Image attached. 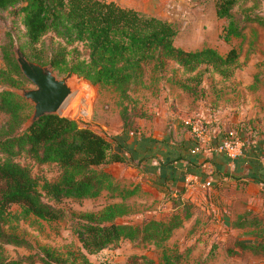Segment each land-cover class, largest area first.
I'll list each match as a JSON object with an SVG mask.
<instances>
[{
	"label": "trees",
	"instance_id": "obj_1",
	"mask_svg": "<svg viewBox=\"0 0 264 264\" xmlns=\"http://www.w3.org/2000/svg\"><path fill=\"white\" fill-rule=\"evenodd\" d=\"M239 1L213 0L215 15L230 20L223 28L225 39L230 35H241L249 22L264 23V14L256 11L258 14L251 15L250 9L244 10L242 23L235 22L234 6ZM251 1L256 4L260 0ZM8 9L19 16L23 25L25 38L18 45L26 57L60 67L67 62L69 50L77 51L75 44L80 42L86 58L72 60L67 70L77 72L92 84L114 86L122 98H128L143 83V71L150 64L163 66L167 60L173 62L185 79L172 74V81L190 93H194V88L203 81L202 66L226 81L231 79L238 64L237 47L231 45L222 53L211 46L197 49L177 46L174 42L177 30L169 20L143 14L134 7L122 6L113 0H0V10ZM46 33L56 38L55 42L47 45L48 53L43 52ZM6 34L9 41L0 48L4 62V66H0V84L5 85L0 88V111L9 115L0 125V264H22L24 260L6 255L4 246L26 243L15 232L4 229L6 224L18 220L19 214L61 219L66 214L60 205L65 198L96 197L103 190L109 191V195L120 196L121 200L106 204L98 212L74 214L76 218L72 220L71 230L78 241L76 246L66 245L64 249L40 246L29 258L30 262L35 259L40 264H95L90 255L128 240L160 247L162 264H181L188 257L191 246L168 251L164 243L190 215L191 204L183 202L182 209H179L185 188L175 187L166 191L167 200L176 206L167 215L140 221H115V217L126 210L127 197L138 195L140 189L138 184L128 185L105 168L116 161L132 163L133 152L124 136V133L132 131L128 128L129 122L122 115V135L109 137L71 117L45 114L26 129L19 130L24 122L26 101L11 87L19 86L25 76L10 50L13 35L11 31ZM16 39L19 38L16 36ZM36 44L42 45L38 48ZM68 46L72 48L68 49ZM220 126L209 139L213 141L214 151L228 135V130ZM254 131L252 126L247 129L241 127L236 134L245 141L242 153L249 148L256 151L255 156L264 166V144L251 141ZM143 141V146H146L147 142L154 140L144 138ZM192 141L191 148L200 142L193 136ZM122 148L131 153L128 158L123 155ZM216 152L229 158L225 152ZM23 157L28 161L22 162L20 158ZM33 165L55 167L57 175L51 178L42 171L34 172ZM215 177L216 172L212 169L205 180L211 178L213 186ZM14 204L20 213L12 208ZM248 221L258 224L256 216L249 217ZM256 233L260 235L257 240L238 238L234 245L264 252V229H258ZM198 259L200 264H218L209 263V253ZM98 264L157 263L146 254L132 252L123 262L104 260Z\"/></svg>",
	"mask_w": 264,
	"mask_h": 264
},
{
	"label": "rangeland",
	"instance_id": "obj_2",
	"mask_svg": "<svg viewBox=\"0 0 264 264\" xmlns=\"http://www.w3.org/2000/svg\"><path fill=\"white\" fill-rule=\"evenodd\" d=\"M146 2V0H140L139 2L143 13H148L147 9L150 8L157 15L169 20L174 25L177 30L174 42L177 46L186 49L211 46L222 53L231 45L237 47L239 52L237 68L228 82L221 81L219 76L205 70L204 66L201 67L200 70L203 73L202 83L194 88V93L188 92L192 96V99H190L191 103H197L196 101L200 100L199 102L202 105L207 106L205 109L202 107V111L199 114L202 112L201 115L206 116L209 120L213 119L212 116L214 114L216 118H219L216 110L221 107L223 109L227 97L228 99L231 98L233 103L237 102L233 110L241 111L245 122L252 125L253 122L258 120L259 116L256 115L257 112L254 113L251 109V103L246 98L244 92L250 84L248 77L251 78V76L257 77L254 83H252L254 84V88L264 90V26H262L264 23L260 25L257 22H249L241 35H230L228 39H225L222 35L223 28L228 25L230 20L228 18H218L215 15L212 0H151L152 7L150 3H148L149 5H145ZM156 3H158L157 6L155 5ZM156 7L157 10L154 9ZM245 9H250L251 15L258 14L257 12L264 14V0H260L256 4H253L251 0H240L234 6V21L238 24L244 21ZM7 31H11L13 35L10 50L14 55V40L20 44L25 36L23 35L24 28L19 16L13 14L11 9L0 10V48L9 41V37L6 34ZM16 36L19 39H16ZM52 38L50 33H46L43 36V52L48 53L49 48L47 45L51 41L55 42L56 40V38ZM36 45L40 48L42 44ZM75 45L77 51L69 50L66 55L67 62L65 64L60 67L52 66L57 77H61L67 73V68L72 60L86 58V51L81 43L78 42ZM67 48L70 49L72 46H68ZM0 66H4L1 54ZM172 74L181 80L185 79V75L181 74L171 61L167 60L163 66L150 64L143 71V83L136 90L132 91L128 98H122L112 85L92 84L89 80L78 74L79 80L76 83L75 92L62 108L60 115L76 119L80 124H89L100 133L109 137L120 133L122 129L121 119L123 117L129 122V130L145 129L146 127L142 126L141 118L145 115L151 117L156 112L155 109L158 108V105L169 99L168 95H162L160 98L159 88L160 86H166L165 79ZM4 86L0 84V88ZM31 86H33V83L26 77L19 84V87ZM24 100L26 101L24 122L19 130H23L24 123L33 109L32 103L25 98ZM214 102H216V109H213L215 107L213 105ZM122 108L124 110L123 113ZM8 117L7 113L0 111V125ZM20 159L22 162L28 161L24 157ZM105 168H108L114 174L121 172V169L115 164L107 165ZM33 171H42L51 178L57 175L55 167L46 165L41 167L33 165ZM132 175L133 173H130L128 177L132 178ZM127 184L130 185V183ZM109 194V191L103 190L96 197L82 199L65 198L60 203L66 213L61 219L49 220L34 215L23 217L19 214L18 220L6 224L4 229L15 232L26 243L20 245L5 244V254L12 257L24 258L22 264H40L35 259L32 262L29 259L38 251L40 246L63 249L66 245L76 246L78 241L71 230L72 220L76 218L74 214L82 215L87 211L98 212L106 204L121 200L120 196H114V193ZM139 197L137 195L128 196L125 201L126 210L117 215L114 220L118 222L140 221L151 216L160 217L163 215L162 212L166 208L158 206L159 204L154 206V202L149 204V200L145 201ZM156 199L162 201L159 197H156ZM12 208L17 213H20L17 205H12ZM198 231L199 229L195 228L192 238L186 241L185 239H180L179 236H173L165 241L164 246L168 251H179L191 246L188 257L185 260L183 259L181 264H200V259L198 258L204 255L206 244H201L199 236L196 235L199 234ZM204 242L206 243L205 240ZM161 251L160 247L152 243L122 240L117 246L105 247L99 253L90 255V259L95 264L104 260L123 262L128 254L136 252L146 254L157 264H162Z\"/></svg>",
	"mask_w": 264,
	"mask_h": 264
},
{
	"label": "crops",
	"instance_id": "obj_3",
	"mask_svg": "<svg viewBox=\"0 0 264 264\" xmlns=\"http://www.w3.org/2000/svg\"><path fill=\"white\" fill-rule=\"evenodd\" d=\"M113 1L142 12L140 0ZM146 1L145 5L150 3L152 7L151 0ZM154 9L157 10V7ZM147 12L146 15H157L150 8ZM256 79V76L248 77L250 84L244 92L251 103V109L259 116L252 123L253 126L243 120L241 111L233 110L237 102L233 103L227 97L223 109L217 108L216 102L213 103L219 118L215 114L212 117L213 126L221 125L228 132L237 131L241 127H254L251 141L260 145L264 144V90L254 88L252 83ZM165 81L166 86L159 88V96L168 95L169 99L158 105L151 117L145 115L141 118L142 126L146 128L130 131L129 134L123 132L125 142L133 152L132 163L113 162L111 164L117 165L121 172L110 173L127 183L138 184L140 189L137 196L149 200V204L154 202V206L159 204L166 208L163 215L176 208L171 200H167L166 191L169 188L184 187L179 209H182L183 202H187L191 204V212L171 237L190 240L195 228H198L199 234L196 235L202 245L206 244L204 255L200 257L209 253V263L264 264L263 251L242 249L234 245L238 238L257 240L260 237L257 230L264 229V166L261 160L255 156L256 151L250 148L235 159H230L214 151L213 141L210 140L200 141L196 147L191 148L193 141L189 119L207 106L202 105L200 100L191 103L192 96L176 85L172 77L168 76ZM144 138H152L154 141L143 146ZM120 150L126 158L131 155L125 148ZM212 169L216 172L213 186L205 188L202 183ZM130 173H133L132 178L128 177ZM252 216L258 218V224L248 221Z\"/></svg>",
	"mask_w": 264,
	"mask_h": 264
},
{
	"label": "water",
	"instance_id": "obj_4",
	"mask_svg": "<svg viewBox=\"0 0 264 264\" xmlns=\"http://www.w3.org/2000/svg\"><path fill=\"white\" fill-rule=\"evenodd\" d=\"M14 57L22 74L33 83L31 87H12L14 92L33 105L23 129L45 114H61L62 108L75 92L78 74L68 71L65 75L57 77L50 63L42 64L26 57L16 40Z\"/></svg>",
	"mask_w": 264,
	"mask_h": 264
},
{
	"label": "built area",
	"instance_id": "obj_5",
	"mask_svg": "<svg viewBox=\"0 0 264 264\" xmlns=\"http://www.w3.org/2000/svg\"><path fill=\"white\" fill-rule=\"evenodd\" d=\"M214 119H208L206 116L195 114L189 119L190 132L193 137L200 141H207L210 139L212 133L217 129V126H213ZM245 141L240 138L236 131H229L228 135L223 138L219 144L215 147L216 151L225 152L230 159H235L243 152V145ZM211 178H208L202 183L203 187L211 186Z\"/></svg>",
	"mask_w": 264,
	"mask_h": 264
}]
</instances>
